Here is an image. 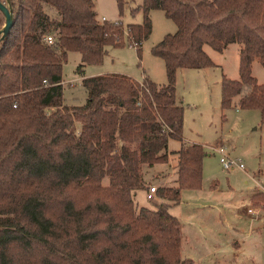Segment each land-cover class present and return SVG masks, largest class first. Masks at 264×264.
<instances>
[{
  "label": "trees",
  "instance_id": "obj_1",
  "mask_svg": "<svg viewBox=\"0 0 264 264\" xmlns=\"http://www.w3.org/2000/svg\"><path fill=\"white\" fill-rule=\"evenodd\" d=\"M0 1L13 17L0 39V264H192L169 206L182 188L201 187L205 151L182 140L176 71L213 66L205 45L222 52L239 43L238 78L222 74L220 108L258 109L264 121V82L252 75L254 61L264 68V0H142L130 7L142 22L127 25L100 21L93 0ZM127 2L116 0L120 15ZM154 9L176 25L151 48L166 82L82 77L85 102L64 103L68 52L80 53L78 70L100 63L108 47L133 46L140 57ZM169 138L179 148L170 150ZM171 154L174 184L158 185L159 200L137 208L143 164ZM260 202L255 189L251 203Z\"/></svg>",
  "mask_w": 264,
  "mask_h": 264
},
{
  "label": "rangeland",
  "instance_id": "obj_2",
  "mask_svg": "<svg viewBox=\"0 0 264 264\" xmlns=\"http://www.w3.org/2000/svg\"><path fill=\"white\" fill-rule=\"evenodd\" d=\"M127 1L120 15L116 0H93L97 18H120L123 25L141 23L142 12L131 13L130 7L142 0ZM150 18L151 32L142 42L140 57L133 46L108 47L100 63L85 64L78 70L80 53L68 52L62 65L63 102L83 104L87 93L81 79L98 74L121 73L138 81L147 75L158 84L165 83L164 62L151 48L165 34L173 33L176 25L160 9L152 10ZM239 49V43L228 44L222 52L205 45L213 66L176 71V98L184 109L182 140L201 143L205 151L201 187L182 188L180 200L169 206L185 232L181 254L190 256L192 264H264V206L262 202L256 205L259 212L248 208L253 190L264 192V121L258 109L220 108L221 77L238 78ZM252 75L258 83L264 82V68L258 61L252 63ZM180 144L178 138L168 140L170 150ZM220 144L244 166L224 168L214 149ZM175 161L176 155L171 154L168 162L143 164L145 187L135 190L137 208L159 200L155 192L147 197L149 185L174 184ZM232 238L239 244H233Z\"/></svg>",
  "mask_w": 264,
  "mask_h": 264
},
{
  "label": "built area",
  "instance_id": "obj_3",
  "mask_svg": "<svg viewBox=\"0 0 264 264\" xmlns=\"http://www.w3.org/2000/svg\"><path fill=\"white\" fill-rule=\"evenodd\" d=\"M105 18L102 17V20H104ZM46 40L48 43H51L52 42V37L51 36H47L46 37ZM214 149L219 153V161L221 163V165L224 167V168H233L235 166H238V167H243V162L241 161V159L237 158V157H234V156H231L225 149V147L220 144L218 146H215ZM156 185L154 184H151L149 186V189L147 191V197H151V195L154 193V191L156 190Z\"/></svg>",
  "mask_w": 264,
  "mask_h": 264
},
{
  "label": "water",
  "instance_id": "obj_4",
  "mask_svg": "<svg viewBox=\"0 0 264 264\" xmlns=\"http://www.w3.org/2000/svg\"><path fill=\"white\" fill-rule=\"evenodd\" d=\"M0 11L4 16V24L0 30V39L3 38L13 24L12 10L0 1Z\"/></svg>",
  "mask_w": 264,
  "mask_h": 264
},
{
  "label": "crops",
  "instance_id": "obj_5",
  "mask_svg": "<svg viewBox=\"0 0 264 264\" xmlns=\"http://www.w3.org/2000/svg\"><path fill=\"white\" fill-rule=\"evenodd\" d=\"M254 191V190H253ZM253 193V192H252ZM252 195V194H251ZM251 206H253V207H251ZM250 210H252V211H260V206L258 207V206H256V205H254V204H252L251 203V197H250V205H249V207H248ZM183 234H185V232H184V230H183V228H182V237H183ZM229 240H232V242H233V244H239V242L235 239V238H232V239H229ZM183 256V255H182ZM184 257H190V256H184ZM191 258V257H190ZM193 260V259H192Z\"/></svg>",
  "mask_w": 264,
  "mask_h": 264
}]
</instances>
